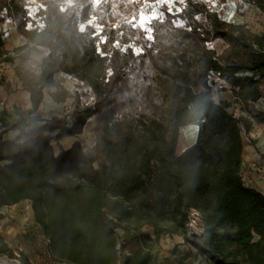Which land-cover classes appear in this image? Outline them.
Segmentation results:
<instances>
[{
  "label": "trees",
  "instance_id": "1",
  "mask_svg": "<svg viewBox=\"0 0 264 264\" xmlns=\"http://www.w3.org/2000/svg\"><path fill=\"white\" fill-rule=\"evenodd\" d=\"M26 1L0 0V20L6 14L27 38L21 49L32 44L21 61L39 46L49 53L39 74L16 70L20 87L31 94V108L15 120L5 108L0 110V210L30 200L36 221L51 235L53 245H62L58 254L81 264L87 257L72 256L87 223L112 232L130 223L151 224L156 236L166 230L182 233L214 264H264V193L247 186L242 175L243 139L252 121L231 112L230 101L217 102L211 85L213 74H218L238 89L237 99L247 111L264 99V34L188 0L179 15L190 29L159 21L155 40L143 52L116 46L112 34L100 51L96 37L79 26L80 19L89 17L94 0H73L65 9L64 0H43L42 29L28 27ZM250 1L264 11V0ZM105 3L109 25L139 8L132 0ZM199 13L209 26L196 17ZM2 35L0 29V63H12L15 56L2 47ZM218 37L228 44L221 53L208 44ZM59 72L90 86L95 101L74 109L71 125L68 115H53L43 126L39 109L45 90L57 88L52 96L59 102L71 96ZM6 84V78H0V85ZM93 115L96 155L85 152L80 141L57 153L52 135L45 132L60 129L59 138L81 133ZM257 122L264 124V111L258 112ZM188 124L199 125L198 139L178 153L180 130ZM17 129V137L4 138ZM4 160L10 162L1 164ZM190 207L201 211L205 224L193 237ZM112 242L110 254L117 260ZM124 264H153V255L139 252Z\"/></svg>",
  "mask_w": 264,
  "mask_h": 264
},
{
  "label": "rangeland",
  "instance_id": "2",
  "mask_svg": "<svg viewBox=\"0 0 264 264\" xmlns=\"http://www.w3.org/2000/svg\"><path fill=\"white\" fill-rule=\"evenodd\" d=\"M105 1L106 0H94L89 17L87 19H80L79 22V26L82 30L90 31L96 37L100 51L102 50L103 43L108 36L112 34L116 37V46L125 50L131 48L135 53L143 52L146 46L155 40L158 31L156 24L159 21H170L175 27L191 28L187 20L179 15L182 10L188 6V0H132L138 5V11L127 17L124 21L116 22L111 25H109L105 19V15L108 12V6ZM198 1L204 4L210 11H216L219 14V17L223 20L235 23H245L252 32L264 34V11L250 0ZM72 4L73 0H64L62 2L64 9L70 7ZM26 7L29 16L28 27L32 29H42L45 24L43 22V16L39 14V11L45 7L43 0H27ZM196 17L206 26H209V22L205 15L199 13ZM13 22L14 21L6 14L2 15L0 29L3 33V48L5 33L11 30ZM14 28L18 31L15 22ZM26 43L20 44L13 49L12 55L15 56L14 62L0 63V78H6L10 90L20 88L16 77L17 68L22 67L35 74H39L41 72L42 60L49 53L48 48L39 46L36 50L31 51L30 56L25 61H21V56L26 53L32 45L30 44L29 47L21 49ZM208 44L215 48L217 53H221L228 45L221 37L208 42ZM16 49L17 51H14ZM211 81L212 96L217 102L228 100L231 102L229 109L236 116L243 114L248 115L252 121V125L254 121L257 122L258 112L264 111L262 102L264 101L263 98L252 103L249 111H247L244 105L237 99L236 94L238 89L233 88L218 74H213ZM80 87L83 88H80V90H74L73 92L70 91L71 96L65 101H60L62 104L60 103V107L56 112H39L43 117L40 124L48 126L49 120L53 115L60 117L68 115V124L71 125L72 116L70 113H72L74 109L78 108L80 105L94 104L95 95L91 87L84 84ZM261 88L264 92V79ZM45 92H49L52 96L53 92H51V90L46 89ZM76 93H78L80 97V104L76 102ZM70 103L74 106L73 110L68 113L65 109ZM4 108L7 109L6 104L0 103V110ZM11 108L14 109L13 113H15L17 117L12 119V117L9 116V119L15 120L18 118V115L23 112V109L21 110V108L16 106ZM71 109L72 108L69 110ZM96 125L97 117L96 115H93L87 120L81 133L59 138L58 135L61 130L56 129L53 132L47 130L45 135H52L51 143L55 147L57 153H60V147L67 149L72 144V141H75V143L80 141L85 152L96 155ZM19 134L20 129L9 130L4 134V138L13 139ZM198 134L199 125L188 124L181 128L178 144L179 141L187 140L190 142L191 146L197 141ZM25 139L26 137L24 136L21 141H24ZM178 144L177 152L179 151ZM9 162L10 161L8 160H4L1 164H8ZM99 163L100 160L95 161L94 166L98 167ZM56 181H60V179L58 178ZM27 201L32 207L30 200L27 199ZM21 202H26V200ZM200 224L204 229V221ZM29 225L32 228V232L28 231L27 233L21 234L17 233L13 228H10V231L5 234L2 232V229H5L6 225L4 226L3 224H0V257L16 260L18 264H34L31 260V256L34 255V240L35 238L39 239L40 237L41 241L38 242L43 246V250L50 255V262L55 264H81L73 259L58 254L57 250H62V245L58 244V246H60L58 249L53 245L51 235L36 221V218H34ZM81 232V240L79 241L78 239V245L76 246V251L72 257L75 259L87 257L88 261L84 264H124L128 258L135 259L139 252L142 256L146 253L152 254L153 264H214L212 261L206 259L192 243L188 242L182 233L169 232L166 230L159 236H156L155 228L151 224L135 225L130 223L121 226L116 229L115 232H112L109 228L103 225L87 223L83 225ZM31 233H33V235H30ZM189 236L193 237L194 235L189 234ZM177 239H183L184 242H176ZM112 241H116L117 260H115L116 257L110 254V245L113 244Z\"/></svg>",
  "mask_w": 264,
  "mask_h": 264
},
{
  "label": "crops",
  "instance_id": "3",
  "mask_svg": "<svg viewBox=\"0 0 264 264\" xmlns=\"http://www.w3.org/2000/svg\"><path fill=\"white\" fill-rule=\"evenodd\" d=\"M11 26H13L11 27V30L5 33L4 49L9 50L12 53L15 47L19 46L20 44L26 43L27 38L21 35L14 28V22ZM57 77L63 79L62 85L69 91L73 92L74 90H80V88H83L80 87L81 85H83L80 80L67 73L60 72L59 74H57ZM17 83L18 86L21 85V82L19 80L17 81ZM48 89L53 93L57 90V88L55 87H51ZM262 102L264 105V101ZM0 103L6 104V110L10 114V117L14 119L17 116L15 115V113H13L14 109L11 107L16 106L18 108H21V110L23 109V111L29 110L31 108V94L28 90L22 89L21 87L15 90H10L9 83L6 85H0ZM60 103L61 102L55 100L49 92H45L44 101L41 108L39 109V112H56L60 107ZM71 143L72 144L67 149L72 148L75 141H72ZM189 147V141H179L178 153L185 151ZM261 153H264V124L254 121L251 130L244 136L243 139L242 175L247 186L253 187L264 193V158L261 156ZM0 211L3 214V218L0 219V224H3L4 226L6 225L5 229L3 228V231L1 230L3 233L6 234V232L10 231V228H13L17 231V233L21 234L27 233L28 231L32 232V228L29 224L34 220L35 213L27 200L26 202H19L14 205H5L1 208ZM30 235H33V233H31ZM34 241V255L31 256V260L33 261V263L55 264L50 262V255L43 250V246L38 242L41 241L40 237L39 239L35 238ZM176 242H184V240L177 239Z\"/></svg>",
  "mask_w": 264,
  "mask_h": 264
},
{
  "label": "built area",
  "instance_id": "4",
  "mask_svg": "<svg viewBox=\"0 0 264 264\" xmlns=\"http://www.w3.org/2000/svg\"><path fill=\"white\" fill-rule=\"evenodd\" d=\"M73 106L74 105L72 103L68 104L66 109H65L66 112H68V113L71 112L73 110ZM263 107H264V105H263ZM70 108H72V109L69 110ZM263 110H264V108H263ZM188 213H189V222H188L189 234L197 235V234H200L201 232H203L204 229L202 228V226L200 224L203 221L201 211L195 207H190L188 209ZM200 226H201V228H200Z\"/></svg>",
  "mask_w": 264,
  "mask_h": 264
},
{
  "label": "bare ground",
  "instance_id": "5",
  "mask_svg": "<svg viewBox=\"0 0 264 264\" xmlns=\"http://www.w3.org/2000/svg\"><path fill=\"white\" fill-rule=\"evenodd\" d=\"M184 136V134H183ZM183 139V138H182ZM0 264H18L16 260L0 257Z\"/></svg>",
  "mask_w": 264,
  "mask_h": 264
}]
</instances>
